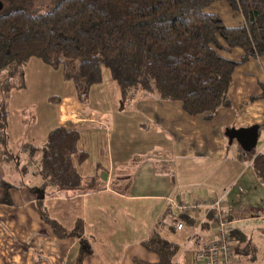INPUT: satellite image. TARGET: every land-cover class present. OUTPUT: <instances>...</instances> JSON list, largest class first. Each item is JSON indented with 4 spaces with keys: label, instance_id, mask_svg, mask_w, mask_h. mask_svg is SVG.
<instances>
[{
    "label": "trees",
    "instance_id": "trees-1",
    "mask_svg": "<svg viewBox=\"0 0 264 264\" xmlns=\"http://www.w3.org/2000/svg\"><path fill=\"white\" fill-rule=\"evenodd\" d=\"M2 1L11 0H0L1 9ZM218 3L238 16L239 25L226 26L208 13ZM235 50L244 53L238 61L230 57ZM251 56H264V0H57L51 11L36 16L0 14V152L5 177L0 180V203L12 204V191H36L40 220L59 239L79 238L77 264L91 252L82 238L81 221L67 231L49 218L43 203L56 194L100 190L96 174L82 177L77 171L88 159V153L78 149L79 131L57 126L42 146L23 144L26 157L9 148L8 100L23 86L31 59L62 69L82 106L107 71L123 102L148 93L179 103L188 116L209 120L229 104L233 73ZM54 103L58 106L60 99ZM251 164L264 182V155L255 156ZM171 209L165 215L170 223ZM182 219L189 229L197 223L195 218ZM233 237L242 241L236 232ZM145 248L158 256V264H172L179 249L157 233Z\"/></svg>",
    "mask_w": 264,
    "mask_h": 264
},
{
    "label": "crops",
    "instance_id": "crops-1",
    "mask_svg": "<svg viewBox=\"0 0 264 264\" xmlns=\"http://www.w3.org/2000/svg\"><path fill=\"white\" fill-rule=\"evenodd\" d=\"M226 10V19L229 21L226 26L235 27L239 25L240 19L235 17L227 6ZM243 55L242 51L236 50L230 54V57L238 61ZM249 60L248 67H245L246 70L242 68L244 65L238 66L233 73L227 92L229 104L220 107L209 120L188 116L182 111L179 103L161 101L154 95L148 96L152 98V101L150 99L143 100L149 103L148 105L153 109L152 116L159 120L156 121V124L173 137L178 151L181 152L184 146L186 151L195 153L193 155L203 158H216L218 163L210 170H216L220 166L218 175L226 173L223 172L222 167L223 164H226L225 159H235V156L232 158V154L227 149L225 132L228 129L239 130L257 127V144L255 149L250 152L251 154L244 153L241 146L233 140L232 143L236 142L239 146L240 153L237 165L241 168V172L239 174L236 172L231 180L227 177L225 183L230 182L232 185L243 171L251 170L257 183L264 186V182L257 177L251 164L255 156L264 155V74L258 76L260 79L257 80V60L256 58L252 59V57ZM58 99H60V104L56 106L54 128L68 125L70 128L77 129L79 133L87 131L90 134L95 126L107 127L102 122L104 115L90 109L88 105L82 106L75 97V91L73 94L55 98V100ZM22 138L23 140L25 138L23 144L32 145L36 148L42 146L46 139L45 137L44 140L39 141V137L32 131L27 132L26 135L23 132ZM36 141L38 143H35ZM79 143L78 149L86 151L83 147L79 148ZM20 151L19 154L23 153L24 156L22 157H26V153L22 149ZM253 151L255 153H252ZM109 153L111 154L108 148V171L102 172L100 178L96 174L100 190L80 195L56 194L55 197L43 200L49 218L56 221L63 229L69 231L74 227L76 221H81L82 238L86 239L91 252L82 258L80 264H158V256L145 248V243L154 233L159 234L169 244L178 246L179 249L177 248L178 252L173 258L172 264H196L189 252L181 254L182 247L189 238L191 230L185 227L181 231H175L170 223V217L167 219L165 215L166 213L169 214L168 210H170V214L172 212L171 202L202 197L176 188L175 176L168 172L172 177L169 179L165 170L158 172L155 160L151 164L152 167L147 165L145 166L146 170L143 167L140 170L141 173L150 175V180L146 181L145 184L140 180L139 185H142L140 191L134 193L132 189L133 193L129 194L117 190L111 186L113 175L109 171L113 162ZM2 165L0 152V166ZM1 168L3 170V166ZM186 168L189 172L192 171V166ZM201 168L204 175L215 177L211 173H206L205 167ZM226 168L225 166V170ZM140 172H136V175L141 174ZM0 175V179L4 177L2 172ZM81 176L89 177L93 174ZM122 177L121 179L125 178ZM103 180L106 182L105 184H103ZM17 191L21 192L24 189ZM25 191L29 197L25 205L33 207L30 213L35 222L33 221L30 227H23L27 229L25 232H20L22 238H18L8 231L4 232V229L1 228L0 264H77L80 250L79 238H57L50 226L40 220L36 207V191L35 193L27 189ZM10 198H12L11 193ZM54 202L61 204L55 211L53 208L55 204L51 205ZM258 202L260 201L258 200L256 204L255 201H252L251 205L244 203V213L251 216L247 219H257L258 222L264 218V205L260 208ZM0 204L14 206L13 201L12 204ZM222 206L224 210L225 207ZM229 211L224 210V213L233 221V226H235L233 232L238 235L240 232L243 233L236 225L246 223V221L234 217L235 214H230L235 213V211L231 209ZM254 213L257 214L253 215ZM256 230L260 231L259 227ZM25 233H27L26 236H24ZM201 234L203 237L212 238L207 227L202 229ZM250 235L246 234L244 237L250 240L248 239ZM232 250L236 263L239 262V258L244 256L247 262L255 261V257L246 255L242 241L239 242L235 237H233ZM245 260L243 258V264H246Z\"/></svg>",
    "mask_w": 264,
    "mask_h": 264
},
{
    "label": "rangeland",
    "instance_id": "rangeland-1",
    "mask_svg": "<svg viewBox=\"0 0 264 264\" xmlns=\"http://www.w3.org/2000/svg\"><path fill=\"white\" fill-rule=\"evenodd\" d=\"M56 2L57 0H11L6 3L2 1L4 7L0 10V14L21 11L30 16H36L51 11ZM208 13L217 15L225 25L229 24L226 19L225 4L212 5L208 9ZM234 16L238 17L236 14ZM251 57L257 60V80H259L258 76L264 74V56ZM249 59L250 57L240 65H244L242 68L245 70L247 69L245 67H248L247 64L250 63ZM254 76L256 77V75ZM73 93L72 82L65 78L62 69L55 70L45 66L38 60H30L26 67L23 86L13 90L8 100L7 129L11 151L17 155L21 152L23 143H25V138L24 140L22 138L23 132L26 135L27 132L32 131L39 137V141L44 140L46 134L54 128L56 123L55 98ZM148 96L153 95L138 93L134 99L121 101L114 84L108 76V72L103 71L102 83L90 89L87 105L90 109L104 115L102 122L107 127L95 126L90 134L87 131L80 132L79 148L83 147L88 152V159L78 167V173L81 175L97 174L100 178L102 172L108 171L109 148L111 152L109 155L113 162L109 171L113 175L111 186L131 194L133 190L134 193L141 190L140 180L143 181V184L150 180V175L144 172L141 173L140 170H142V167L146 170L145 166L147 165L152 167L151 164L155 160L158 172L165 170L169 179L171 175L175 176L176 188L186 190V192H191L195 196L205 199L218 198L224 195L222 202L225 207L224 210L229 211L231 209L235 211V213L230 214H235L234 217L246 221V223L237 224L236 227L245 235L251 234L248 236L250 240H247L243 233H239V235H242V244L246 249V255L255 257V261L250 263L245 260L244 256L246 264H264V218L258 222L257 219H247L251 216L244 213L243 209L245 202L251 205L252 201L257 204L258 200L260 201L258 205L262 208L264 205V186L257 183L251 170L243 171L232 185L230 182L225 183L227 177L231 180L236 172L238 174L241 172V168L237 165L240 153L238 144L235 142L230 145L227 139V149L232 154L231 157L235 156V159H225L226 164H223L222 167L223 172L226 173L218 175L220 166L216 170H210L218 163L216 158H203L193 155L195 153H191L189 150L186 151L184 146L181 152L178 151L173 137L156 124V121L159 120L152 116L153 109L150 108L149 103L144 101L145 99L152 101V98ZM51 99H53V102L50 101ZM35 143H38V141ZM252 153H255V151ZM19 156L24 155L20 153ZM191 166L192 171L189 172L186 167ZM225 166L227 167L226 170ZM1 167L0 173L2 172L3 176L4 171ZM201 167H205L207 169L206 173H211L215 177L204 175L201 172ZM138 171L141 174L136 175ZM122 176L125 178L121 179ZM105 183L103 180V184ZM25 190L11 192L12 198L10 199L13 201L14 206L0 204V232L4 229V232L8 231L10 234L22 238L20 232H25V229H27L23 227H30L33 221L35 222L30 213L33 207L25 205L29 199ZM54 204L55 206H53ZM51 205L54 211L61 206L56 202ZM257 227L260 231L256 230ZM243 258L238 259L240 264H243Z\"/></svg>",
    "mask_w": 264,
    "mask_h": 264
},
{
    "label": "built area",
    "instance_id": "built-area-1",
    "mask_svg": "<svg viewBox=\"0 0 264 264\" xmlns=\"http://www.w3.org/2000/svg\"><path fill=\"white\" fill-rule=\"evenodd\" d=\"M223 199L224 195L171 202L174 210L171 225L176 231L185 227L182 218L197 220L196 225L191 226L190 236L181 250V254L189 252L196 264H236L232 250L233 222L224 215ZM204 225L208 226L212 238L202 236Z\"/></svg>",
    "mask_w": 264,
    "mask_h": 264
},
{
    "label": "water",
    "instance_id": "water-1",
    "mask_svg": "<svg viewBox=\"0 0 264 264\" xmlns=\"http://www.w3.org/2000/svg\"><path fill=\"white\" fill-rule=\"evenodd\" d=\"M1 10V4H0ZM258 128L250 127L247 129H228L225 132V136L228 139V143L231 144L233 140H235L242 148L244 153H250L253 149H255L258 139Z\"/></svg>",
    "mask_w": 264,
    "mask_h": 264
}]
</instances>
